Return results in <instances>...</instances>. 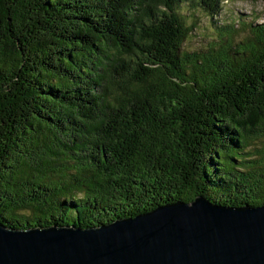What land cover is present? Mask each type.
<instances>
[{
    "label": "trees",
    "instance_id": "16d2710c",
    "mask_svg": "<svg viewBox=\"0 0 264 264\" xmlns=\"http://www.w3.org/2000/svg\"><path fill=\"white\" fill-rule=\"evenodd\" d=\"M221 1L0 0V226L264 206V23L180 57Z\"/></svg>",
    "mask_w": 264,
    "mask_h": 264
},
{
    "label": "water",
    "instance_id": "95a60500",
    "mask_svg": "<svg viewBox=\"0 0 264 264\" xmlns=\"http://www.w3.org/2000/svg\"><path fill=\"white\" fill-rule=\"evenodd\" d=\"M0 264H264V206L197 197L104 225L0 226Z\"/></svg>",
    "mask_w": 264,
    "mask_h": 264
},
{
    "label": "rangeland",
    "instance_id": "374dc122",
    "mask_svg": "<svg viewBox=\"0 0 264 264\" xmlns=\"http://www.w3.org/2000/svg\"><path fill=\"white\" fill-rule=\"evenodd\" d=\"M220 6V12L214 18H210L201 6L194 3L178 9L183 25L189 29L181 46L180 57L185 53H205L203 51L216 45L220 38L227 39L228 32H231L232 42H240L249 37L250 27L264 23L262 0H222ZM19 214L28 216L26 212Z\"/></svg>",
    "mask_w": 264,
    "mask_h": 264
}]
</instances>
